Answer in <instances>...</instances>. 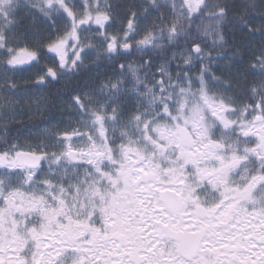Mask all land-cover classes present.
Returning a JSON list of instances; mask_svg holds the SVG:
<instances>
[{
  "label": "snow or ice",
  "instance_id": "obj_1",
  "mask_svg": "<svg viewBox=\"0 0 264 264\" xmlns=\"http://www.w3.org/2000/svg\"><path fill=\"white\" fill-rule=\"evenodd\" d=\"M0 264H264V0H0Z\"/></svg>",
  "mask_w": 264,
  "mask_h": 264
},
{
  "label": "trees",
  "instance_id": "obj_2",
  "mask_svg": "<svg viewBox=\"0 0 264 264\" xmlns=\"http://www.w3.org/2000/svg\"><path fill=\"white\" fill-rule=\"evenodd\" d=\"M38 119H42V118H38Z\"/></svg>",
  "mask_w": 264,
  "mask_h": 264
}]
</instances>
